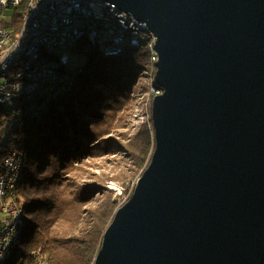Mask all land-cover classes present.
<instances>
[{
	"label": "water",
	"instance_id": "obj_1",
	"mask_svg": "<svg viewBox=\"0 0 264 264\" xmlns=\"http://www.w3.org/2000/svg\"><path fill=\"white\" fill-rule=\"evenodd\" d=\"M103 1L156 37L163 93L94 264H263L264 0Z\"/></svg>",
	"mask_w": 264,
	"mask_h": 264
},
{
	"label": "trees",
	"instance_id": "obj_2",
	"mask_svg": "<svg viewBox=\"0 0 264 264\" xmlns=\"http://www.w3.org/2000/svg\"><path fill=\"white\" fill-rule=\"evenodd\" d=\"M22 16L23 6L5 24L13 35ZM87 45L78 46L77 63L71 62V68L81 70L75 86L51 102L39 121L23 117L9 123L13 111L0 106V174L11 144L25 158L24 181L18 188L26 218L24 261L12 264H28L33 251H41L48 264H94L118 202L93 178L89 162L124 149L132 164L126 179L136 183L151 160L152 125L137 135L141 141L122 147L104 139L121 125L123 113L132 106V83L151 65L147 45L126 48L116 57H105Z\"/></svg>",
	"mask_w": 264,
	"mask_h": 264
},
{
	"label": "bare ground",
	"instance_id": "obj_3",
	"mask_svg": "<svg viewBox=\"0 0 264 264\" xmlns=\"http://www.w3.org/2000/svg\"><path fill=\"white\" fill-rule=\"evenodd\" d=\"M39 0H19L18 4L14 8V15L18 8L23 6V16L21 25L13 35L12 29H7L6 36L3 37L0 44V55L8 54L11 51L12 45L17 42H22L27 38V26L33 22V7H36ZM114 14L119 16H126V13L120 11L117 7H114ZM93 26L95 29H102L104 27L106 34H113V37L108 38V47L118 48H98V50L105 57H116L120 55L126 48L138 49L142 45L146 44L151 55V66H155L157 61V54L155 52L156 37L147 28L140 25H130V30L126 28H117L114 30V18H108L105 16H97L93 18ZM131 32L132 35L131 36ZM83 33V26L73 25L61 26L60 28H53L48 30V38L42 41H37L35 44L21 45L18 54L14 58H10L2 69H0V79L6 81H13V77L17 73L25 71L26 75H33L38 70V66L42 64L44 58H46V51L50 53L60 55H75V51L82 42L67 40V41H53L56 38H60L61 35H74ZM140 38H136V37ZM93 41H101V33H93ZM84 46V45H83ZM50 62H57V55H50ZM15 66L18 67L16 71ZM155 68V67H154ZM58 72H68L67 82L66 77H59L53 82V89L49 90L48 98L40 101V96L36 93H29V96L22 99V103H4L2 107H6L13 111L12 116L21 115L23 117H29L36 121L46 113L49 104L55 101L62 93H65L73 86L78 78V74L81 72L77 67L71 68V59H63L57 64ZM26 75H18L16 77V84L26 83ZM153 88L156 91V96L163 93L162 89L156 87L153 84ZM152 103V102H151ZM24 106H28L24 110ZM18 108L17 112H14V108ZM15 114V115H14ZM151 115V105H150ZM152 128V126H151ZM13 146V144H11ZM9 149V156H14V165L9 166V174H14L13 180L9 181V190H14V194H10V204L18 209L14 214V220L8 221V227H5L0 231V238L13 237V240H9L8 247L5 251L4 257H0V264H4L8 259H12L15 254V259L22 263L23 259V244H22V232L26 225V218L23 209L18 203V188L24 181L25 173V158L19 152L17 145ZM0 176H4V169ZM126 202L127 198L124 199ZM125 203H123L124 205ZM0 220H7V213H0ZM41 251H33L32 255H41ZM44 259V260H43ZM31 264H48L46 257L43 258L33 257Z\"/></svg>",
	"mask_w": 264,
	"mask_h": 264
},
{
	"label": "built area",
	"instance_id": "obj_4",
	"mask_svg": "<svg viewBox=\"0 0 264 264\" xmlns=\"http://www.w3.org/2000/svg\"><path fill=\"white\" fill-rule=\"evenodd\" d=\"M18 1L0 0V44L8 29L5 24L14 18V8ZM114 7L116 6L103 0H39L36 7H33V22L27 26V38L12 45L8 54L0 55V69L5 67L10 58H14L18 54L21 45H30L31 47L37 41L49 39V29L60 28L61 26L73 28V25H81L83 26V33L61 35L60 38H56L53 41L74 40L84 42L83 45L88 43L99 48H118L108 47V38L113 37V34H106L104 27L95 29L93 18H97V16L114 18V30H117V28L130 30V25L147 27L146 24L138 22L129 14H126V16L114 14ZM93 33H101V41H93ZM131 36H133L132 32ZM50 55H57V62H50ZM71 55L73 54L60 55L46 51V58H44L42 64L38 66V70L33 75H26L24 71L17 73L13 77V81L0 79V106L4 105V103H22V99L29 96V93H36L37 96H40V101L48 98L49 90L53 89L55 79L66 77L67 82L68 72H58L57 64L63 59H71ZM18 75H26V83L16 84ZM27 107L24 106V110ZM20 119L21 115L12 116L9 123ZM14 145L11 147H14ZM9 166L16 165H14V156H9L8 152L2 163L4 176H0V213H7V220H0V231L8 227L9 220H14V214L18 210L13 204H10V194H14V190H9V181L13 180L14 174H9ZM132 193L128 195L127 201ZM9 240H13V237L0 238V257H4ZM33 257L43 258V254L32 255L31 252L28 264L32 263Z\"/></svg>",
	"mask_w": 264,
	"mask_h": 264
},
{
	"label": "rangeland",
	"instance_id": "obj_5",
	"mask_svg": "<svg viewBox=\"0 0 264 264\" xmlns=\"http://www.w3.org/2000/svg\"><path fill=\"white\" fill-rule=\"evenodd\" d=\"M77 60L78 59L71 57L72 64H76ZM154 76L155 68L150 65L148 69L140 72L138 75L139 78L136 77V80L132 83L131 87L132 106L128 109L129 111H126L127 113H123L121 125L114 130L112 135L106 136L104 138L105 140H113L121 147L126 144L141 141V138L137 137V135L141 132L144 126L149 129L152 125L150 105L153 98L156 97V91L153 88ZM36 129L38 128L36 127ZM6 137L7 132H3L1 134L3 142ZM85 161L89 162L88 159ZM91 162L93 167L89 169V172L95 176L93 178H98L101 184L105 185L113 192L114 199L118 202V207H121L123 203L127 202H124V199L134 191L133 189L136 184L135 182L133 183V181L126 179L129 170L132 169L130 157L128 155L125 156L124 149H121L117 154L105 155L99 159L90 161L89 163ZM78 163L79 162H77V164ZM14 260L15 254H13L12 259H8L4 264H12Z\"/></svg>",
	"mask_w": 264,
	"mask_h": 264
}]
</instances>
